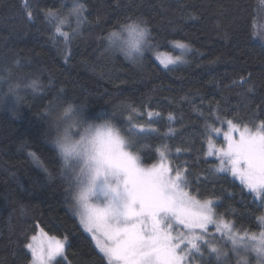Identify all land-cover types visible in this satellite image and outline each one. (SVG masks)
Segmentation results:
<instances>
[{"label":"trees","instance_id":"1","mask_svg":"<svg viewBox=\"0 0 264 264\" xmlns=\"http://www.w3.org/2000/svg\"><path fill=\"white\" fill-rule=\"evenodd\" d=\"M79 2L85 7L74 30L73 0H0V264H30L25 246L40 228L65 241L63 258L53 264H107L75 214L70 181L61 174V158L51 143L56 115L68 102L86 106L90 117L110 114L122 125L132 115V124L158 130L133 137L132 150H140L144 164L156 163L157 149L167 145L171 167L188 170V191L218 201L215 210L236 231L263 230L259 201L253 202L247 189L241 194L230 173L209 172L219 160L208 155L214 134L205 130L225 126L216 116L250 125L264 120L261 0ZM48 10L59 18L68 13L67 41ZM127 17L146 20L150 39L159 44L135 64L107 51L108 33L130 22ZM174 41L190 50L183 61L165 67L155 55L177 53ZM16 85L15 93L9 92ZM214 140L222 141L216 135ZM208 233L209 241L228 252L223 264H237L224 234L212 225ZM201 252L203 257L193 251L189 263L221 264L206 246ZM248 261L257 264L254 253Z\"/></svg>","mask_w":264,"mask_h":264},{"label":"snow or ice","instance_id":"2","mask_svg":"<svg viewBox=\"0 0 264 264\" xmlns=\"http://www.w3.org/2000/svg\"><path fill=\"white\" fill-rule=\"evenodd\" d=\"M261 4H264V0H261ZM84 7L79 0H73L69 14L79 19ZM28 16L31 18L32 13L28 12ZM46 16L60 19L59 14L53 10H48ZM126 19L130 23L120 26H127L131 31H136L137 20L144 22L145 27L140 28L137 35L144 41L145 50L159 47L150 39L146 20L132 17ZM60 23L64 21L60 20ZM56 32L68 40L69 34L61 32L59 26ZM172 43L180 49L190 50V46L182 41ZM156 56L165 67L180 60L168 53L157 52ZM0 80L3 78L0 77ZM31 86H35V81ZM18 87L10 86L9 92L15 93ZM3 100V95H0V102ZM131 111L136 112L137 109ZM215 119L226 125L227 130L222 132L221 128L205 126L207 133H222L224 140V145L217 148L208 139V155H215L219 160V164L210 168L209 172L213 175L230 173L239 180L241 194L247 189L253 202L259 201L258 206L264 207V120L250 125L221 119L219 116ZM119 126L136 140L140 138L137 133L158 131L132 124V115ZM235 134H238V138ZM132 148L133 145L126 147L118 135L111 133L99 141L89 157L91 176L88 184L74 199L73 209L80 224L91 234L107 264H189L193 251L203 257L202 245L206 246L209 257L214 256L216 261L223 264L228 258V252L207 239L210 225L224 234L231 246L228 251L238 257L237 264H249L248 255L252 253L255 254L257 264H264V230L258 233L245 230L240 235L233 230L234 225L226 222L223 215L215 210L218 201H201L197 198L198 193L193 195L188 191L191 187L188 170L180 166L173 169L166 162L167 145L157 149L160 159L151 165L144 164L138 154L140 150L133 151ZM30 155L36 158L34 153ZM61 174L68 178L63 167ZM241 202L246 203L243 195ZM228 211L235 212L231 206ZM257 219L264 225V215ZM178 228L183 231H177ZM41 233L47 235L42 229ZM31 239L35 241L37 238L33 236ZM49 239L46 249L34 243L25 246L31 250L30 264H53L57 257L63 258L64 242L57 238Z\"/></svg>","mask_w":264,"mask_h":264},{"label":"clouds","instance_id":"3","mask_svg":"<svg viewBox=\"0 0 264 264\" xmlns=\"http://www.w3.org/2000/svg\"><path fill=\"white\" fill-rule=\"evenodd\" d=\"M136 24V31H131L127 26H119L106 37L107 51L121 54L134 64L140 61L142 52L145 51L144 41L137 35L145 24L140 20ZM110 133L118 135L126 147L134 144L133 138L121 130L112 115L98 113L97 116L90 117L86 106L73 102L60 107L55 118L51 143L61 158L62 167L72 187L73 199L88 184L91 176L89 157L94 147Z\"/></svg>","mask_w":264,"mask_h":264},{"label":"rangeland","instance_id":"4","mask_svg":"<svg viewBox=\"0 0 264 264\" xmlns=\"http://www.w3.org/2000/svg\"><path fill=\"white\" fill-rule=\"evenodd\" d=\"M68 13H64L63 15H61V17H60V19H58V25L61 27V28H65L66 29V31L65 32H67V33H69V31H68V29H67V27H70V25H71V21H69V18H68V15H67ZM74 20H73V24H76L75 26H72L71 28H73L74 30H75V28H76V26H77V24H78V18H77V16L76 15H74ZM60 20H63L64 21V23H60ZM62 32H64V31H62ZM258 36L259 37H261V36H264V26H261L260 27V29H259V33H258ZM176 48V52L177 53H171V52H159V53H168V54H170L173 58H176V57H179L180 59L182 58V54L185 52V51H187V49H180V48H178V47H175ZM155 57H156V59H157V56L155 55ZM159 62H160V59H157ZM182 60V59H181ZM181 60H179V61H181ZM183 61V60H182ZM178 62V61H177ZM161 63V62H160ZM161 65H163L162 63H161ZM171 65V64H170ZM164 66V65H163ZM221 128V127H220ZM224 128V129H223ZM223 128H221L222 129V132L223 131H226L227 130V128H226V125L223 127ZM235 135H237V138H238V134H235ZM216 136H220L221 137V140L222 141H220V143H216V141L214 140V138H215V135L213 136V137H211L210 139L213 141V143L216 145V147L217 148H219L220 146H223L224 145V140H223V136H222V133L220 134V135H216ZM207 145H208V142H207ZM208 150L210 151V149L208 148ZM159 161V160H158ZM157 161V162H158ZM156 162V163H157ZM166 162H168L169 164H170V161H169V159H168V157H167V161ZM171 166V165H170ZM201 201H204V200H201ZM73 202H74V204H75V200L73 199ZM227 222V221H226ZM84 228V227H83ZM233 230L234 231H236L234 228H233ZM264 230V229H263ZM239 232V231H238ZM43 233H45L44 231H43ZM221 233V232H220ZM90 234V233H89ZM239 234L240 235H243V233L242 232H239ZM91 235V234H90ZM37 239L35 240V241H32V239H31V241H30V243H34V244H36V245H40V246H42V247H44L45 249L47 248V245L49 244V242H50V239L49 238H55V237H52V236H50V235H43L42 233H41V228L38 230V232L34 235ZM57 239H59V238H57ZM61 241H63L64 242V244H65V241L64 240H62V239H60ZM181 247H183V245L181 246ZM31 251V250H30ZM190 264V263H189Z\"/></svg>","mask_w":264,"mask_h":264}]
</instances>
